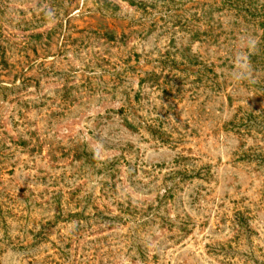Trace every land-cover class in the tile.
<instances>
[{
  "label": "rangeland",
  "instance_id": "1",
  "mask_svg": "<svg viewBox=\"0 0 264 264\" xmlns=\"http://www.w3.org/2000/svg\"><path fill=\"white\" fill-rule=\"evenodd\" d=\"M0 264H264V0H0Z\"/></svg>",
  "mask_w": 264,
  "mask_h": 264
}]
</instances>
